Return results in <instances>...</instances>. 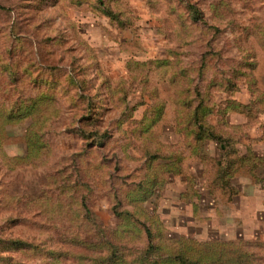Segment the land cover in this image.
I'll list each match as a JSON object with an SVG mask.
<instances>
[{
	"label": "rangeland",
	"instance_id": "rangeland-1",
	"mask_svg": "<svg viewBox=\"0 0 264 264\" xmlns=\"http://www.w3.org/2000/svg\"><path fill=\"white\" fill-rule=\"evenodd\" d=\"M178 96L205 99L209 123L264 156V0H0V264H158L220 251L169 239L237 235L264 264V205L238 231L195 233L182 178L151 182L187 151Z\"/></svg>",
	"mask_w": 264,
	"mask_h": 264
},
{
	"label": "trees",
	"instance_id": "trees-1",
	"mask_svg": "<svg viewBox=\"0 0 264 264\" xmlns=\"http://www.w3.org/2000/svg\"><path fill=\"white\" fill-rule=\"evenodd\" d=\"M190 8L196 19L202 17L201 11L196 5L191 4ZM173 104L175 106V123H173L178 132L184 133L187 141L185 145L187 151L176 152L177 155L173 152L172 157H166L162 162H157L154 165L156 176L152 177L151 182L155 183L154 181H156L157 184L162 185L163 182L167 181L168 176L166 174H182L186 177V190L182 192V197L187 199L186 196L188 197L189 194H192V197L194 195L198 196V190L194 184L195 178L183 164L184 160L191 156L198 157L204 163L203 173L208 177V189L213 193L216 191L220 192L221 196L226 200H231L234 195L240 192L239 188L232 181L234 176L249 175L255 181L260 179L258 169L261 166L264 167V157L257 155L251 146H247V151L243 153L237 145L238 140L233 135L230 133L225 134L222 129L209 123L207 119L214 108L205 99H201L198 103L194 104L191 98L178 96L177 99H174ZM236 105L235 109L243 112V109L248 107V105L242 103H236ZM164 110L165 103H158L157 112L155 111V115L149 118L150 121L148 122H150V125L157 126L158 123L166 119ZM208 141H214L221 146V159H216L204 151ZM148 233H151L149 229ZM168 241L172 242L171 249H174L178 243H183L187 249L206 247L208 250L218 248L220 251L208 252L206 255H194L187 254V250L184 249L186 251L162 256L158 259V264H256L254 252L252 253L248 250L251 247L258 246L256 241L241 238L224 240L220 239V237H214L209 241H201L183 236L175 237ZM13 243L23 246L28 245V243L22 240H14ZM261 243L260 245L264 246V242ZM241 250L246 251L247 254L251 252L252 254H249L250 258H253V261L246 260L249 257L245 256V253H241Z\"/></svg>",
	"mask_w": 264,
	"mask_h": 264
},
{
	"label": "crops",
	"instance_id": "crops-1",
	"mask_svg": "<svg viewBox=\"0 0 264 264\" xmlns=\"http://www.w3.org/2000/svg\"><path fill=\"white\" fill-rule=\"evenodd\" d=\"M210 142L214 143V147L211 148L208 145L209 143L208 141L206 143L204 151L208 155L215 157L216 159H221L222 157L221 146L214 141H210ZM251 148L255 151L257 155H259L256 152L255 148H253V146H251ZM246 151H247V146H246V150L242 152L245 153ZM259 156H262V155H259ZM187 161L188 162L185 164V167L193 175L194 178L196 176L198 177L199 175L201 176L203 180L202 186L205 190V193L204 192L202 193L201 191H199L200 192L199 195L198 196L196 195L193 199H190V202L188 203L189 206L192 207V209H194V211L196 210V214L193 213L194 214V217H193L194 225L196 227L195 233L203 232L205 234V233L211 232V233H216V236H219L220 233H223V232L232 233L233 231H238L239 229L243 228L245 224V219L251 218L254 216L251 212H249L248 214L246 213L247 209L251 206V204L254 203L260 209L264 205V188L262 189L261 185H259L261 183H259L258 180L255 181L252 176H249V175L234 176L232 178V181L234 185H236L239 188L240 192L234 195L231 200H226L225 198L221 196L220 192L216 191L213 193L208 189V186H207L208 177L206 174L203 173L204 163H202L199 160V158L196 156L188 157ZM260 169H264V168H262L261 166L258 169V175L261 177L262 175L264 176V173L260 174V171H259ZM176 176L181 177L182 183L185 184L184 175L182 174L174 175V177ZM247 186L252 187V192L251 191L250 193L246 192ZM184 190H182L179 194V199L180 200L182 199L181 201H185V199L182 197V192ZM257 195L261 203L259 205H258V201L257 202L255 201V199L257 198ZM204 197L205 198L209 197V199L213 201V205L210 211H206V212L199 211V202ZM238 236H241V235H237L236 238H238ZM207 238H210V235ZM211 238H212V235H211Z\"/></svg>",
	"mask_w": 264,
	"mask_h": 264
}]
</instances>
